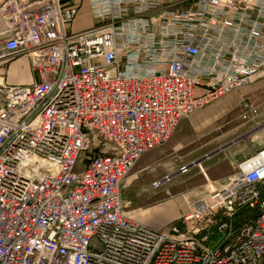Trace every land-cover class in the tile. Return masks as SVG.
Here are the masks:
<instances>
[{"label": "built area", "instance_id": "obj_1", "mask_svg": "<svg viewBox=\"0 0 264 264\" xmlns=\"http://www.w3.org/2000/svg\"><path fill=\"white\" fill-rule=\"evenodd\" d=\"M89 1L96 25L74 33L80 5L0 0L1 69L26 56L37 76L0 77V264H261L264 147L162 231L123 187L181 122L264 76V0H180L157 30L160 0Z\"/></svg>", "mask_w": 264, "mask_h": 264}, {"label": "crops", "instance_id": "obj_2", "mask_svg": "<svg viewBox=\"0 0 264 264\" xmlns=\"http://www.w3.org/2000/svg\"><path fill=\"white\" fill-rule=\"evenodd\" d=\"M83 2H86V17L84 18V22H81V17H83L81 10ZM64 5H80V13L74 23L72 24L71 30L74 33H79L82 31L89 30L96 25V21L92 15L91 3L89 0H62ZM190 6V2H183L180 0H160V5H158L154 9H150L146 12L145 17L154 21L152 24V28L157 30L160 28L162 23L168 22L175 15H179L183 13ZM129 12L126 13V17L131 18L134 16L133 14V4L131 2L128 3ZM5 30V23L3 19L0 17V33ZM3 62H0V77H4L5 81L12 85L11 83H18L13 81L19 75L21 78L28 77V79L19 82L20 85H31L37 81V76L32 70L31 62L28 57L22 56L13 60H10L8 63V69L4 73L1 69ZM12 71V72H10ZM13 77V79H12ZM257 80L264 81V76L258 78ZM12 81V82H11ZM204 91L201 88H197L196 93L201 95ZM245 94H248L245 93ZM244 94V95H245ZM192 125V121L182 123L180 129L177 133L174 134L171 141L166 143L162 147L151 151L144 155L136 164L135 168L131 172L128 177L123 190L127 186H143L145 189V195L143 199L148 202V205L143 209H139L137 211L131 212L129 209L127 211L128 215L135 221L152 227L155 230L161 229L163 226H155L154 223L150 222L149 215L152 217L159 216L164 214L169 209H176V213H174L172 217V221L181 217L182 215L188 213L189 204L196 202L206 196L208 193L207 187L202 186L203 188L198 191L197 187L191 184L189 192L187 194H179L184 198L177 200H164L166 202L155 201L153 198L157 196L159 193H155L152 188H154L155 183L162 182L166 180L168 177L171 182H173V186L178 185L179 183H189L194 181L198 172L196 168L203 167L205 169V173L211 183H215L218 186H222L226 184L231 177L235 173L236 165L243 160L251 157L253 153L260 151L264 147V137H257L258 141H256L253 145H248L246 149H242L239 152L230 151V149H224L218 154H215L207 159H204L206 155L199 156L197 154V149L189 150L188 152H182L183 150L191 147L192 140H188L184 134V129L190 127ZM238 128V127H237ZM254 133L260 132L259 126L253 127L251 129ZM252 132V133H253ZM228 135L230 132H224L223 141L224 146L228 145L230 140H228ZM258 136V135H257ZM186 137V138H185ZM256 138V137H255ZM239 141V140H235ZM254 141V139H253ZM255 142V141H254ZM236 145V143L234 144ZM231 147V146H230ZM229 148V147H228ZM204 159V160H203ZM203 160L200 164L195 165L198 161ZM158 167H172L173 171L165 176L164 178L158 179L159 177L155 174ZM182 167H187L189 170L187 172V177L183 178V174H180V169ZM202 171V170H201ZM186 174V173H185ZM172 178V179H171ZM158 181V182H156ZM124 197V196H123ZM155 201V202H154ZM125 202V198H124ZM143 202V203H147ZM179 202V203H178ZM136 200L131 203L133 207H136ZM177 207V208H176ZM154 213V214H152ZM170 220V221H171ZM261 264H264V259Z\"/></svg>", "mask_w": 264, "mask_h": 264}, {"label": "rangeland", "instance_id": "obj_3", "mask_svg": "<svg viewBox=\"0 0 264 264\" xmlns=\"http://www.w3.org/2000/svg\"><path fill=\"white\" fill-rule=\"evenodd\" d=\"M85 9H86V2H83L81 8V10H83L82 12L83 17H81V21L79 23L84 22L83 20L87 14ZM26 79H28V77L21 78L19 75H17V78H15L13 81L18 82V80H20L19 82H22L23 80ZM18 83H11V84L20 85ZM247 92L248 94H245ZM243 100L249 101L250 103H253L257 107H259L260 113L258 117H256L254 120L250 122H244L243 120L239 119V114H240L239 111L242 107ZM189 121H192V125L184 129V134L188 140L190 141L192 140V144H191L192 146L183 150L182 152H188L189 150H192L194 148L197 149V154L199 156H204L206 154L215 152L221 147H224L225 145L223 141L224 138L222 137L224 132H230V135H228V140H230L229 142L239 140L236 143V145H232L227 149L236 152L237 151L239 152L242 149H246L248 145H253L256 143V141H258L257 137H264V81L256 80L250 86L223 97L222 99L211 104L207 108H204L196 112L189 119L181 122L180 126L182 125V123H186ZM180 126L175 131V133L178 132ZM256 126H259L260 128V132L258 133H254L253 131H251V129ZM171 139L167 143H169ZM253 139L255 142L253 141ZM172 171H173L172 167H158L155 174L159 177L158 179H161L169 175ZM196 171L198 172V175L196 176L194 181L189 183H185V184L179 183L178 185L173 186L172 184L173 182H171L169 179L159 182L160 185L158 188L156 187L152 188L155 193H159L157 196L153 198V200L155 201L161 200V202L163 203L166 202L164 200H177V199L183 200L184 197L179 194L182 193L187 194V192H189L188 190L193 188L190 187L191 184H197L194 186L197 187L198 191H200L203 188L202 186L205 185L207 187V190L212 184L215 187H219L215 183H211L206 173L204 172L205 169L203 167L201 168L197 167ZM179 173L182 174L181 172ZM183 175H184L183 178L187 177V173L186 174L184 173ZM209 183H211V185H209ZM144 195H145V189L141 185L137 187L135 186L133 187L132 185L125 187L123 190V196L125 198L126 211L129 209L131 212H133L146 207V205H148V202L145 199H143ZM134 199L137 202L136 207H133V205L131 204L134 201ZM143 202H147V203H143ZM174 213H176L175 208L169 209L164 214H161L159 216L152 217L151 214L149 215L150 222L154 223L155 226L158 227L163 226L167 222L163 227H161V229L155 230L152 227L146 225L145 226L155 231H162L168 229L171 226V224L178 219L177 218L173 221L171 220ZM162 222L165 223H163V225H160L162 224Z\"/></svg>", "mask_w": 264, "mask_h": 264}, {"label": "water", "instance_id": "obj_4", "mask_svg": "<svg viewBox=\"0 0 264 264\" xmlns=\"http://www.w3.org/2000/svg\"><path fill=\"white\" fill-rule=\"evenodd\" d=\"M235 143H237V141H232L231 143H229L228 145H226V146H224V147H221V148L218 149L217 151L212 152V153L206 155L204 159H207V158H209V157H211V156H213V155H215V154L220 153L221 151H223L224 149H226V148H228V147L234 145ZM204 159H203V160H204ZM203 160L198 161L197 163H195V165L200 164ZM166 179H169V178L167 177ZM223 237H225V235H223L222 238H223ZM220 241H221V239H220ZM220 241H219V242H220ZM219 242H218V243H219ZM218 243H216L213 247H216V246L218 245Z\"/></svg>", "mask_w": 264, "mask_h": 264}, {"label": "bare ground", "instance_id": "obj_5", "mask_svg": "<svg viewBox=\"0 0 264 264\" xmlns=\"http://www.w3.org/2000/svg\"><path fill=\"white\" fill-rule=\"evenodd\" d=\"M157 185H159V183H155L153 186L156 187Z\"/></svg>", "mask_w": 264, "mask_h": 264}]
</instances>
